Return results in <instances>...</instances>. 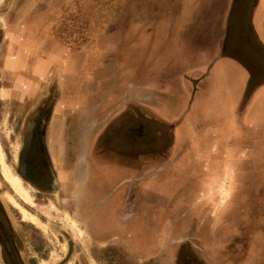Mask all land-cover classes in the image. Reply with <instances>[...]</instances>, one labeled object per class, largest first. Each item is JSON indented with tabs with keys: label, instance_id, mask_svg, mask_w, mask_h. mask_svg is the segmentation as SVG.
I'll list each match as a JSON object with an SVG mask.
<instances>
[{
	"label": "crops",
	"instance_id": "crops-1",
	"mask_svg": "<svg viewBox=\"0 0 264 264\" xmlns=\"http://www.w3.org/2000/svg\"><path fill=\"white\" fill-rule=\"evenodd\" d=\"M126 1L131 7L124 17L126 32L136 28L141 37L151 39L146 45L143 38L134 39L141 43L140 59L131 66L135 76L126 81L124 91L116 92L110 109H102L107 98L96 92L81 100L90 85L83 74L78 82L70 80L64 70L56 75L47 67L35 76L27 72L25 57L16 52L9 64L15 73L26 70L24 76L31 79H45L51 72L53 80H61L50 131L56 143L65 141L69 154L77 149V160L71 163L78 165L74 169L79 182L77 211L98 213L96 227L112 240L128 242L140 230L142 241L162 246L159 250L165 254L159 264H178L176 246L181 243V231L169 220L176 213L165 215L172 208L166 195H181L177 175L185 172L188 180L212 182L205 183L211 186L209 190H199L214 197L207 210L224 241L238 235H225L228 231L214 220L215 213L228 210L233 198L247 207L257 195L256 186L242 188L244 165L254 164L249 167L254 171V185L264 180V0ZM149 22L152 27H147ZM96 44L85 43L76 52ZM192 84H204L211 91L195 97L190 93ZM200 102L205 103V111L200 110ZM212 115L214 120L209 121ZM170 148L171 160L166 153ZM174 159H181L189 170L182 165L177 171L160 168L163 161L170 164ZM94 165L102 177L99 185H91V191L88 181L96 170ZM133 173L141 174L140 186L134 183ZM151 174L160 176L155 182L158 186L148 184ZM105 177H114L117 183L108 186ZM146 182L149 189L143 186ZM192 196L201 194L195 191L187 197ZM197 199L189 205H201Z\"/></svg>",
	"mask_w": 264,
	"mask_h": 264
},
{
	"label": "rangeland",
	"instance_id": "rangeland-1",
	"mask_svg": "<svg viewBox=\"0 0 264 264\" xmlns=\"http://www.w3.org/2000/svg\"><path fill=\"white\" fill-rule=\"evenodd\" d=\"M110 1L0 0V88L14 89L20 75L27 76V72L35 76L42 75L49 67L53 69V74L64 70V74L70 80L78 82L83 80L82 74L85 75L84 81L90 85L86 86L88 95L82 96L81 100L86 101L85 99L92 98L93 92H96L107 98L103 99V110L113 107L112 105L116 102V92L124 91L126 81L135 76L131 66L139 61L141 53L139 49L141 43L136 44V38L139 40L143 38L146 45L151 37L146 35L141 37V30L136 28L134 31L126 32L127 21L124 17L125 14L129 16L131 7L127 5L126 0H113L114 9H112ZM147 24V27H152L151 22ZM94 41L97 43L95 47L85 52H76L79 46ZM154 44L157 45V41H154ZM15 52L25 57L27 72L18 70L15 73L14 65L11 69L5 65L6 61L14 59ZM43 58H45V64H42ZM78 58L79 61H77ZM61 63H64V68L59 66ZM96 63L97 66L93 67ZM60 81L59 78L53 80L49 72L46 79L40 81L41 87L38 90L39 93L34 95L35 97L17 95L18 97L14 96L0 102V171L5 180L0 176V185L3 186L5 192L11 193L12 189L24 204L33 206L35 203L36 206L32 210L38 216L18 204L13 197L8 196L10 203L19 211L22 219L33 224L23 223L22 226L31 236L28 238L27 246L36 243L38 251L36 257L24 259V262L26 264L154 263L158 259L156 249L161 245L157 244L153 251H142L140 230H135L133 236L124 244L95 242L97 236L108 237L109 233L96 227L94 221L99 219L98 213H94L93 210L78 212L77 206L72 208L70 206V210L69 206H65V166L63 168L61 165L58 166L60 192L53 196L43 197L42 201L34 202L32 196L35 194L31 192V196L29 193L31 189L24 187L21 179L14 174L17 173V158L25 139V119H29V114L42 94L54 91L57 97L61 96ZM190 88V93H193L195 97L209 94L211 91L205 89L204 84H192ZM204 102L209 101L205 99ZM205 103L200 102L203 105L201 111H205ZM211 120H214L213 115L209 117V121ZM204 126L206 128V122ZM58 134L61 135V133ZM76 153L77 149L68 153L70 158L67 171L74 175L70 184L78 191L79 182L74 172V169L77 171L78 165L71 164L77 160ZM166 153L170 157L169 160L174 157L173 149H167ZM168 161H163L164 164L160 168L166 169L165 171L168 169L177 171L181 165L188 170L190 168L189 165L182 164L181 159H174L170 164ZM253 165L249 162L244 165L246 178L242 182L243 189L256 186L257 195L252 197L251 203L253 204L242 207L237 199L233 198L228 210L215 213L214 220L220 226L224 224L225 230L228 231L225 235L233 233L238 235L237 238L233 237L225 241L220 233H216L211 222L212 213L207 210L208 203H212L214 197L202 195L200 192V190L203 191L202 189L209 190L211 186L205 183L211 184L212 182L188 180L185 172L180 174L181 178L180 175L175 177V183L181 189V195L180 197L166 195V203L172 205V208L165 215L176 213V216L170 217L169 220L178 231H181L179 234L181 243L176 246V257L179 256L177 253L179 247L181 253L185 254L192 264H264V195H262L264 194V180L261 182L257 180L256 185L253 184L254 171L249 168L250 166L253 168ZM95 168L96 170L92 172L88 181L91 191V185H99L102 177V173L97 170L98 167L95 166ZM261 171L264 172V164H262ZM133 175L136 180L134 183L140 186L142 184L141 174L133 173ZM158 177H160L158 174H151L147 181L148 184L158 186L155 183ZM14 179H17L19 183H15ZM113 179L114 177H105L103 182L110 181L106 185L112 186L117 183V180ZM233 181L228 182L230 187L234 184ZM147 182L143 185L144 187ZM107 189V187L101 188L103 191ZM146 189L149 187L147 186ZM195 191H198L201 196L187 197ZM184 193L188 195L185 196ZM196 198L201 205L196 206L193 203L191 207L189 205L191 199L195 201ZM243 199H247L246 195ZM177 229L173 230V235L176 234ZM214 233L215 236H213ZM213 237L215 238L212 239ZM0 264H3L1 260Z\"/></svg>",
	"mask_w": 264,
	"mask_h": 264
},
{
	"label": "flooded vegetation",
	"instance_id": "flooded-vegetation-1",
	"mask_svg": "<svg viewBox=\"0 0 264 264\" xmlns=\"http://www.w3.org/2000/svg\"><path fill=\"white\" fill-rule=\"evenodd\" d=\"M9 63L10 61L8 60L5 62V65L12 67ZM37 80L21 75L18 77L16 81L17 86L14 89L0 88V102L17 95L22 97H26L27 95H30V97L36 96L41 87L40 81L44 79ZM41 96L29 114V119H25V139L17 158V173L14 174L21 179L24 187L31 189V191L29 190L30 195L31 192L35 194V196L31 195L34 202L37 200L42 201L43 197L53 196L60 192L58 166L61 165L62 168L65 166V206H69L68 209L70 210L78 204V193L73 185L70 184L74 175H71L67 171L70 158L68 156L69 151L68 148L65 150V141L56 143L55 140H52V132L50 131L54 123L53 121L56 120L55 107L59 101V97L55 95L54 91H47ZM0 176L4 180L1 171ZM11 193L5 192L3 186L0 185V260L3 264H26L24 259L36 257L38 251L37 244L34 243L27 246L29 243L28 238L31 236L28 230L23 229L22 224L30 222L22 219L19 211L10 203L8 196L13 197L18 204L34 215L36 214L32 208L36 204L28 206L14 194L12 189ZM95 242L116 245L127 243L121 240H112L105 236H97ZM141 243H143L142 251H153L156 249V245H149L145 241ZM161 247L159 246L156 249L158 251V259L152 264H159V257L162 258L164 256L165 252L164 250L160 251ZM178 261V264H192L191 260L181 253V251L179 252Z\"/></svg>",
	"mask_w": 264,
	"mask_h": 264
},
{
	"label": "bare ground",
	"instance_id": "bare-ground-1",
	"mask_svg": "<svg viewBox=\"0 0 264 264\" xmlns=\"http://www.w3.org/2000/svg\"><path fill=\"white\" fill-rule=\"evenodd\" d=\"M12 178H13V177H12ZM14 182L17 183V184L19 183V181H18L17 179H14ZM17 186H18V185H17ZM20 190H21V189H20ZM18 191H19V190H18Z\"/></svg>",
	"mask_w": 264,
	"mask_h": 264
}]
</instances>
